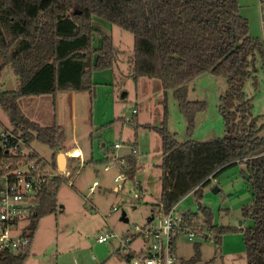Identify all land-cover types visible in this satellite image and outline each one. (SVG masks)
<instances>
[{
    "label": "trees",
    "instance_id": "trees-1",
    "mask_svg": "<svg viewBox=\"0 0 264 264\" xmlns=\"http://www.w3.org/2000/svg\"><path fill=\"white\" fill-rule=\"evenodd\" d=\"M239 9L238 0H0V75L10 67L15 78L13 91L0 90V108L8 117L12 133L20 135L28 147L35 140L49 147V162L35 151L32 157H39V162L55 170L57 153L66 150L63 128L55 122L42 127L29 120L19 100L41 95H51L54 100L60 92H87L90 99L94 98L93 73L112 69L118 51L109 36L92 27V16L131 33V77L157 79L164 90L160 126L144 125L161 137L160 195L158 203L151 206L153 220L168 214L193 193L198 212L182 214L171 240L173 252L183 233L204 238L213 234L219 251L222 236L241 232L246 264H264V126H257L256 118L251 116V99L243 92L244 84L252 77L256 55L264 62V37L251 36L248 21ZM95 33L100 37L98 48L92 44ZM206 72L223 78L227 84L218 106L225 134L212 141L196 142L190 138L195 117L207 104L187 99V83ZM168 90L186 122L188 139L184 142H178L167 127ZM132 114L128 123L136 128L137 111ZM9 145L0 144V163L7 158L10 162L18 159L7 153ZM93 162L92 158L88 161ZM113 164L131 180L138 168L136 148L128 156L114 159ZM237 164H244L248 174L251 203L241 212L252 226L214 225L212 211L199 202L203 188ZM65 183L58 177L49 181L29 217V244L0 256V264L25 262L40 219L56 211L58 190ZM199 262V245L195 244L193 256L178 258L176 264Z\"/></svg>",
    "mask_w": 264,
    "mask_h": 264
},
{
    "label": "rangeland",
    "instance_id": "rangeland-1",
    "mask_svg": "<svg viewBox=\"0 0 264 264\" xmlns=\"http://www.w3.org/2000/svg\"><path fill=\"white\" fill-rule=\"evenodd\" d=\"M238 1L239 14L248 21L251 36L263 39L261 1ZM91 24L109 36L118 51L117 62L112 69L93 73L94 98L90 99L87 92H60L54 100L51 95L19 100L20 108L29 119L43 127L51 126L54 122L60 125L65 133L66 149H79L86 156V160L80 157L76 161L74 157V161L65 157V165L60 171L66 183L58 190L56 211L40 219L29 256L23 264H128L125 253L118 251L119 241L123 242L124 237L133 234L135 227L141 228L147 223L152 214L151 206L159 200L161 137L144 125L160 126L164 90L157 79L140 77L133 80L131 77V33L97 16H92ZM92 44L94 48L100 45V37L96 33ZM251 70L252 77L244 84L243 92L246 98L251 99V116L256 118V124L260 127L264 126V62L259 55H256ZM9 80L14 89L15 78L11 68L6 67L0 75V90H5ZM226 90V81L210 72L187 83V99L207 104V108L195 117L191 139L208 142L224 136L225 127L218 106L219 98ZM166 106L167 127L171 133H175L178 142H184L188 139L186 122L171 90L166 92ZM133 110L137 111L136 128L128 123L134 116ZM0 122L12 128L1 108ZM261 135L264 136V127ZM134 147L137 150L138 168L130 180L113 164V160L128 156ZM30 148L49 162L52 151L47 145L35 140ZM65 152L58 153L65 156ZM77 153L76 150L72 151L73 155ZM91 158L94 162L88 163ZM72 162L81 164L79 171L70 170ZM116 177L119 179L114 181ZM247 177L245 165L237 164L211 179L203 188L199 202L212 211L214 225L252 226V221L243 218L241 212L243 206L251 203ZM91 186L93 191L89 189ZM214 189L217 191L214 192ZM140 190H143L142 194ZM175 211L178 214L198 212L194 194L184 197L175 206ZM161 217L155 216L153 222L157 223ZM107 233L116 235V238L99 243L97 238ZM214 238L213 234L207 238L193 234L189 239V235L183 233L176 241L177 256L183 260L189 259L197 244L200 251L198 264H246L241 232L222 236L219 251ZM139 246L140 240L130 245L134 251Z\"/></svg>",
    "mask_w": 264,
    "mask_h": 264
},
{
    "label": "built area",
    "instance_id": "built-area-1",
    "mask_svg": "<svg viewBox=\"0 0 264 264\" xmlns=\"http://www.w3.org/2000/svg\"><path fill=\"white\" fill-rule=\"evenodd\" d=\"M260 1L262 6L264 0ZM133 113H136V110H133ZM0 139L2 146L11 144L7 153L18 158L13 162L7 158L0 163V256H2L27 247L29 217L39 204L40 193L51 179L65 177L58 167L53 170L50 165L39 162V157L33 158L34 151L25 144L20 135L12 133V128L0 124ZM68 157L80 158L74 155ZM80 165L72 162L70 170L79 171ZM104 169L108 170V167ZM118 179L119 177H116L114 181ZM93 186L89 188L90 191H93ZM181 217L182 214L173 209L163 215L157 223L146 224L141 228L135 227L133 234L124 237L123 242L119 241L118 251L125 253L128 264H176L178 256L173 252L171 240L180 225ZM188 235L191 239L193 233ZM109 238L115 239L116 235L107 233L99 236L97 241L103 243ZM136 240H140V246L134 251L130 245Z\"/></svg>",
    "mask_w": 264,
    "mask_h": 264
},
{
    "label": "water",
    "instance_id": "water-1",
    "mask_svg": "<svg viewBox=\"0 0 264 264\" xmlns=\"http://www.w3.org/2000/svg\"><path fill=\"white\" fill-rule=\"evenodd\" d=\"M13 86L11 84V81H7L6 87H5V91H13ZM65 156L62 153H58L56 155V163H57V167L59 170H61L63 168V166L65 165ZM217 189H214V192H216ZM153 220V216H150L148 221H152ZM124 221H126V219H124Z\"/></svg>",
    "mask_w": 264,
    "mask_h": 264
},
{
    "label": "crops",
    "instance_id": "crops-1",
    "mask_svg": "<svg viewBox=\"0 0 264 264\" xmlns=\"http://www.w3.org/2000/svg\"><path fill=\"white\" fill-rule=\"evenodd\" d=\"M72 97H75V96H73V95H71ZM20 105V104H19ZM22 109V108H21ZM23 111V110H22ZM23 113H24V111H23ZM25 114V113H24ZM25 116L28 118V116L25 114ZM29 119V118H28ZM29 120H31V119H29ZM32 121V120H31ZM33 122H35V121H33ZM36 123V122H35ZM38 124V123H37ZM43 127V126H42ZM45 127V126H44ZM65 146V145H64ZM66 148V147H65ZM74 150H76L78 153L76 154V155H74V156H77V157H81V160H86V156H85V154H83L79 149H71V150H68V149H66V152H65V157H68V156H72L73 154H72V151H74ZM116 159V158H115ZM76 160H80L79 158H76ZM141 189V188H140ZM31 248V247H30ZM176 255H177V253H176ZM179 258V257H178Z\"/></svg>",
    "mask_w": 264,
    "mask_h": 264
}]
</instances>
